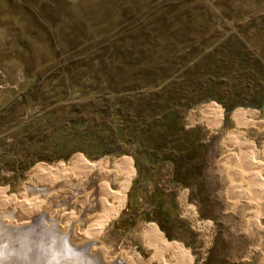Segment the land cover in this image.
Segmentation results:
<instances>
[{
	"label": "rangeland",
	"instance_id": "374dc122",
	"mask_svg": "<svg viewBox=\"0 0 264 264\" xmlns=\"http://www.w3.org/2000/svg\"><path fill=\"white\" fill-rule=\"evenodd\" d=\"M263 126L264 0H0V190L17 201L76 156L128 162L121 208L90 231L106 263L155 264L152 225L190 264H264ZM89 194L28 196L80 244Z\"/></svg>",
	"mask_w": 264,
	"mask_h": 264
},
{
	"label": "bare ground",
	"instance_id": "6f19581e",
	"mask_svg": "<svg viewBox=\"0 0 264 264\" xmlns=\"http://www.w3.org/2000/svg\"><path fill=\"white\" fill-rule=\"evenodd\" d=\"M208 109L211 113L216 114L218 121V108L212 105ZM247 115L253 116L255 113L238 110L233 114V118L238 124H255L246 118ZM251 161L257 163L254 159ZM107 166L108 162L105 159L88 163L80 156H76L66 166L54 165L52 168L42 166L34 168L29 174L33 182L26 184V194L17 201L7 199L4 190H0V250L12 253L6 264H49V262L51 264H130L131 259L122 257H116L106 263L103 258L106 251L104 252L101 245L91 237L92 233L101 230L104 221L121 208L123 199L120 192L131 175L129 164L123 159L116 160L112 164L113 169L111 170H107ZM73 179L76 181L75 183H72ZM63 188L73 191V196L60 202V205H66L72 209V198L90 191L88 196L90 199L87 200L89 203L84 207L86 210L91 208V212L96 208L100 210L96 220L85 229L89 235H87L88 240L83 243L75 244L70 237L74 231L73 222L69 231L62 236L56 226L57 216L38 205L39 203L36 204L32 199H29L31 198L29 196L35 198L40 196L42 199H46ZM77 221L84 225V215L81 216V220ZM67 222L68 220H66ZM46 223L51 225L48 227ZM39 236L46 238L39 240ZM144 236L150 247L158 254L154 256V259H149V263L157 258L155 264H166L163 257L167 254L171 259L177 261V264H190L179 250L170 244H165L163 239L155 233L152 225L145 228ZM29 239H31L30 247L26 243ZM136 257L139 258L138 255Z\"/></svg>",
	"mask_w": 264,
	"mask_h": 264
},
{
	"label": "crops",
	"instance_id": "0c3cea01",
	"mask_svg": "<svg viewBox=\"0 0 264 264\" xmlns=\"http://www.w3.org/2000/svg\"><path fill=\"white\" fill-rule=\"evenodd\" d=\"M210 106H212V105H209V106H207L206 108H205V110L203 111V114H202V119H201V127L203 128V130L204 131H208L209 133H212V132H214L215 130H217V125L219 124V122H221V119H222V116H223V110H221V109H219V117H220V119L217 121L216 120V114L215 113H211L210 111H209V107ZM215 106V105H214ZM217 107V106H216ZM244 111V110H243ZM236 112V111H235ZM235 112H233L232 113V115H231V119H232V121H233V123L236 125V126H243V124H238L237 122H236V120L233 118V114L235 113ZM252 113V112H251ZM210 114V115H209ZM256 115V114H255ZM255 115H253V116H250V115H247L246 116V118L247 119H250V120H252V118L255 116ZM254 123H255V121L254 120H252ZM218 122V123H217ZM188 123H190L191 125H192V123L189 121ZM261 123H259V124H257V123H255L254 125H244V126H256V125H260ZM264 127V126H263ZM263 148H264V145H263Z\"/></svg>",
	"mask_w": 264,
	"mask_h": 264
},
{
	"label": "clouds",
	"instance_id": "9594fccd",
	"mask_svg": "<svg viewBox=\"0 0 264 264\" xmlns=\"http://www.w3.org/2000/svg\"><path fill=\"white\" fill-rule=\"evenodd\" d=\"M10 255H12V253L0 250V264H6ZM49 264H51V262H49Z\"/></svg>",
	"mask_w": 264,
	"mask_h": 264
},
{
	"label": "trees",
	"instance_id": "16d2710c",
	"mask_svg": "<svg viewBox=\"0 0 264 264\" xmlns=\"http://www.w3.org/2000/svg\"><path fill=\"white\" fill-rule=\"evenodd\" d=\"M230 112L229 110H225V113H228ZM197 132H199L200 130L199 129H195Z\"/></svg>",
	"mask_w": 264,
	"mask_h": 264
}]
</instances>
